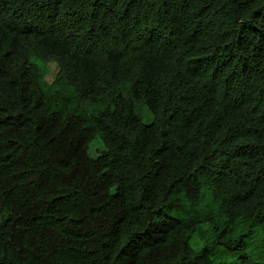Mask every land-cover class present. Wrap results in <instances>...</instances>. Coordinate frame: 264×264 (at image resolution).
<instances>
[{
	"label": "trees",
	"instance_id": "trees-1",
	"mask_svg": "<svg viewBox=\"0 0 264 264\" xmlns=\"http://www.w3.org/2000/svg\"><path fill=\"white\" fill-rule=\"evenodd\" d=\"M217 248L264 264V0H0V264Z\"/></svg>",
	"mask_w": 264,
	"mask_h": 264
},
{
	"label": "rangeland",
	"instance_id": "rangeland-1",
	"mask_svg": "<svg viewBox=\"0 0 264 264\" xmlns=\"http://www.w3.org/2000/svg\"><path fill=\"white\" fill-rule=\"evenodd\" d=\"M56 71H57V68L54 64L47 63L45 65V72H44L45 75L44 76H45V80L47 83H50L53 80V78L56 74ZM145 121L147 123L150 122V116L148 115V113L146 115ZM96 149L100 150V144L94 143L92 145L91 150L95 151ZM209 241H210V234L208 232V229L204 226L201 229L200 234H198L196 236V239L194 242V247H199L200 245H202L206 242H209ZM237 256H238V254H236V253H229V252L224 251L223 249L217 248L214 252L213 259L217 262L234 264L237 260Z\"/></svg>",
	"mask_w": 264,
	"mask_h": 264
}]
</instances>
